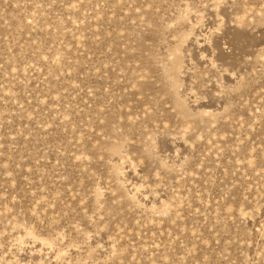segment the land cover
<instances>
[{
	"label": "rangeland",
	"instance_id": "obj_1",
	"mask_svg": "<svg viewBox=\"0 0 264 264\" xmlns=\"http://www.w3.org/2000/svg\"><path fill=\"white\" fill-rule=\"evenodd\" d=\"M0 264H264V0H0Z\"/></svg>",
	"mask_w": 264,
	"mask_h": 264
}]
</instances>
